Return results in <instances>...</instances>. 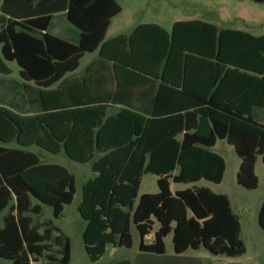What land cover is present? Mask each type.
I'll return each instance as SVG.
<instances>
[{
    "label": "trees",
    "instance_id": "obj_1",
    "mask_svg": "<svg viewBox=\"0 0 264 264\" xmlns=\"http://www.w3.org/2000/svg\"><path fill=\"white\" fill-rule=\"evenodd\" d=\"M0 8V85L12 94L0 92V257L71 262L70 236L54 219L35 216H43L44 204L60 218L74 201L76 177L61 164L42 163L26 149L33 145L92 164L95 175L78 206L92 260L109 245L132 247L133 227L144 252L165 253L172 234L179 254L203 247L214 256L243 255L241 218L227 194L207 186L172 193L171 184L221 183L226 162L213 147L222 139L241 158L238 184L258 187L264 35L179 20L171 31L142 23L107 40L123 9L117 0H0ZM96 50L87 77L66 78ZM6 61L19 65L22 83L6 78ZM153 79L160 88H138ZM96 83L101 88L86 87ZM146 173L158 176L159 191L137 202ZM258 220L264 230V201Z\"/></svg>",
    "mask_w": 264,
    "mask_h": 264
},
{
    "label": "rangeland",
    "instance_id": "obj_2",
    "mask_svg": "<svg viewBox=\"0 0 264 264\" xmlns=\"http://www.w3.org/2000/svg\"><path fill=\"white\" fill-rule=\"evenodd\" d=\"M117 1L122 5L123 11L115 19L106 39H110L112 35L118 34L120 29L121 31H130L133 26L139 23L160 22L168 26L175 20L191 19L192 17H197L196 15H199V18L201 19L216 22L218 25L223 27L249 29L252 33L264 34V2L259 3L254 0ZM242 16L251 17L253 21H259V24L252 25L250 23H245ZM0 57L3 58L1 44ZM6 63L12 70L11 75L6 78L20 81L22 78L20 75L19 65L15 61H6ZM0 77H2V75H0ZM0 92L3 93L4 96L8 97V99L11 98L12 94L7 88L0 86ZM9 145L14 147L16 146L15 143ZM26 149L37 153L42 163L61 164L76 177L77 192L75 194L74 201L71 204L65 205L60 218H55L53 208L44 204L43 216L41 218L35 216L36 222H41L46 219H54L55 223L70 236L73 256V261L70 264H113V257H119L118 260L124 258L128 259L123 255H129L137 252L141 242V236L138 230L133 227L134 242L132 247H116L114 249L113 247L115 246L109 245L113 247L109 248L107 255L104 254L105 256L103 255L101 257L102 263H98L101 259L98 261L92 260L86 251L83 240V232L86 226V221L82 218L78 210V206L83 196V184L95 175L92 170V164L74 161L70 159L64 151L57 154L50 153L36 145L27 147ZM213 150L221 154L226 162V170L221 183H214L207 179H201L200 181L190 183L172 182L171 189L175 193L178 189L193 188L195 186H207L217 193L227 194L231 199L234 211L241 218V237L245 241L248 248V254L240 260H256L258 258L257 245L260 244L257 241L258 238H261V235H257V232L260 231L262 234L264 232L257 222L258 209L264 200V163L261 157H259L256 163V174L259 178L258 187L256 189H247L239 185L237 182V174L240 168L241 158L235 152L234 147L227 143L226 140L219 139L213 147ZM158 191V176L152 173L144 174L137 202L142 194L156 193ZM35 202L38 201L35 200ZM5 214L6 212L3 213V216ZM2 225L3 219L1 218L0 226ZM153 236L154 233L147 237H150L151 240ZM166 243L169 250L172 251L174 247L172 234L166 238ZM196 252L205 254L208 257L214 256L203 247ZM216 257L218 258V256ZM222 257L227 258V256ZM40 260L44 261V258H41ZM0 264L14 263L11 260L0 257ZM33 264L37 263L34 262Z\"/></svg>",
    "mask_w": 264,
    "mask_h": 264
},
{
    "label": "crops",
    "instance_id": "obj_3",
    "mask_svg": "<svg viewBox=\"0 0 264 264\" xmlns=\"http://www.w3.org/2000/svg\"><path fill=\"white\" fill-rule=\"evenodd\" d=\"M122 11H123V9H122ZM120 14L121 13H119L118 15L113 17V19L111 21V24H110V26H109V28L107 30L106 37H107L111 27L113 26V23H114L115 19ZM196 16L197 17H192L191 19H181V20H204V21H207V22L214 23V24H216L217 26H219L222 29L231 28V27L220 26L216 22H213V21H208V20H205V19H201V18H199V15H196ZM242 19H243V21L245 23H250L252 25L259 24V21L258 22L257 21H253V19L251 17L242 16ZM177 21H179V20H175L174 22H172L171 25H168L169 27L167 25H164L163 23H160V22H145V23H156V24L162 26L163 28L167 29L168 31H171V29L173 28V25ZM251 21H253V22H251ZM139 24H142V23H139ZM139 24H136L135 26H133L130 29V31H121V29H120L119 33L116 34V35H112L110 37V39L114 38V37H116L118 35H121V34H130ZM249 27H251V26H249ZM232 29H239V28H232ZM240 30H245V31H248V32L252 33V31H250L249 29H240ZM252 34H255V33H252ZM255 35H264V34H255ZM98 56H99V51L98 50H96L93 53L85 54L80 60V65H79L78 69L73 71V72H69L68 74H66V78L70 77V78L83 79L84 77H87L88 74H89L88 71H87L88 66L94 60H96L98 58ZM22 81L23 80L21 79L18 82L22 83ZM154 81H155V83H154ZM30 84H32V83H30ZM83 84H85L84 81L80 80V82H79L80 88H84V86H82ZM86 87L87 88H101V86L98 85L97 83L92 85V86H86ZM17 88H19L18 85H17ZM138 88H160V81L156 80V79H153V81H150V82L146 83L144 86L138 87ZM164 88H167V87H164ZM168 88H176V87L169 84ZM121 107H122V105H118L117 106V110H119ZM172 193H174V192L172 191ZM260 207H261V205H260ZM260 207H259L258 213H257V222H258V224H259L258 214H259ZM257 233H258L257 235H261V238H258V241H257L260 244L257 245L258 258L256 260L255 259L240 260V259H242V257H245L248 254L247 246H246V249H247L246 252L243 255H241V256H238V257H227V258L222 257V256H218V258H217L216 256L215 257L214 256L208 257L205 254H200V253L196 252L198 250H193V249H189L186 252L179 254V253H177L175 251V247H173V250L170 251L169 248H168V245L166 243V252L163 253V254L144 252V251H142L140 249V245H139L137 252L129 254V255H123V256L127 257L128 259L124 258V259L118 260L119 257H117V258L113 257L112 261H113V264H264V236H263L264 232H263V234L260 231H258ZM153 241H154V236H153V238L151 240H150V237H147L145 239L146 243H151ZM110 247H113V246H109L107 248V251H106L105 255H107V252L109 251ZM113 248L115 249L116 247H113ZM72 261H73V256L71 257V262L70 263H72ZM101 261H102V259L98 263H102Z\"/></svg>",
    "mask_w": 264,
    "mask_h": 264
}]
</instances>
